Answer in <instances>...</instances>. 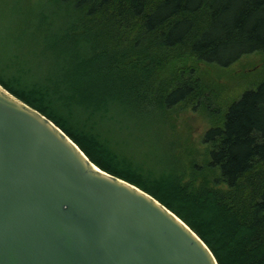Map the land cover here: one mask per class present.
Listing matches in <instances>:
<instances>
[{
	"label": "trees",
	"instance_id": "obj_1",
	"mask_svg": "<svg viewBox=\"0 0 264 264\" xmlns=\"http://www.w3.org/2000/svg\"><path fill=\"white\" fill-rule=\"evenodd\" d=\"M252 55L264 0H0V86L217 264H264V77L229 99L203 75ZM187 113L206 122L194 140Z\"/></svg>",
	"mask_w": 264,
	"mask_h": 264
},
{
	"label": "water",
	"instance_id": "obj_2",
	"mask_svg": "<svg viewBox=\"0 0 264 264\" xmlns=\"http://www.w3.org/2000/svg\"><path fill=\"white\" fill-rule=\"evenodd\" d=\"M0 264H217L136 186L0 86Z\"/></svg>",
	"mask_w": 264,
	"mask_h": 264
},
{
	"label": "rangeland",
	"instance_id": "obj_3",
	"mask_svg": "<svg viewBox=\"0 0 264 264\" xmlns=\"http://www.w3.org/2000/svg\"><path fill=\"white\" fill-rule=\"evenodd\" d=\"M263 65L264 56L252 55L249 57H243L227 70L219 71L216 68L203 67V75L205 79L215 86L214 89L216 91L223 88L227 97L233 99L244 91L255 89V86L263 79L262 77H264ZM176 124L179 130H188V133L192 135L194 140L201 134L206 122L203 119V116L199 113H187L180 115Z\"/></svg>",
	"mask_w": 264,
	"mask_h": 264
}]
</instances>
